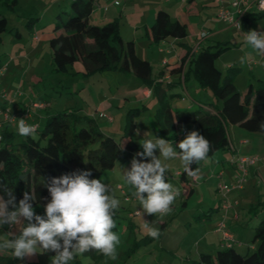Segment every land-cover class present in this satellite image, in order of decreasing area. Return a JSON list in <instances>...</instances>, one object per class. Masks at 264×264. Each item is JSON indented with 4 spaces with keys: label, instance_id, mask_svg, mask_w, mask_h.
Returning a JSON list of instances; mask_svg holds the SVG:
<instances>
[{
    "label": "rangeland",
    "instance_id": "1",
    "mask_svg": "<svg viewBox=\"0 0 264 264\" xmlns=\"http://www.w3.org/2000/svg\"><path fill=\"white\" fill-rule=\"evenodd\" d=\"M70 1L18 0L14 8L0 1V12L7 18L8 28L12 30L10 33L3 34L0 41V62L7 63V72L1 76L0 82L3 81L2 77L5 75H13L17 81V83H13V88L10 87L8 91H4V87H0L1 106L5 109L9 108L10 99L5 98L7 94H10V97L16 98L12 107L13 112H16L20 98L25 91L33 100L35 95L39 94L42 99L53 105V108L49 110L50 115L64 110H79L82 114L90 116L99 105H102L105 118L101 119L99 113H96L95 117L100 121L102 129L104 131L112 130V136L119 140L125 132L126 126L134 123L137 126V131L132 134V137L139 144L145 138L144 133L151 132L158 138L169 140L175 147L189 132L195 131L197 125L181 124L177 132L181 135L178 143H173L170 136L159 133L155 123V114L157 109L161 107L159 99L152 95L147 102L139 101V92L145 84L133 72L123 73L119 70H105L86 76L83 64L78 62L69 66L68 73L58 74L54 71L50 43L38 44L36 54L40 53L41 57L39 59L34 57L35 54L32 50L35 43L32 40V33L35 32L36 37L44 36V33H51L60 9L66 8L68 12H71L69 7H66ZM235 1L237 0H100V4L94 9L90 17V22L96 25H105L117 21L124 42L134 40L135 47H137L141 57L149 56L155 60L160 49V46L156 45H161L164 41L155 43L154 49H150L152 42L149 40L148 33L158 14L167 12L172 19L178 18L187 23V35L179 40H181V44L188 43V48L192 50L202 41L200 36L203 32H210V30L215 32L217 28H220L216 25L218 21H225L220 19V11L232 10L235 12L233 9ZM29 23L31 24L30 27ZM225 23L221 24L222 27L229 26L231 30L224 35L231 33L232 40L231 43L226 44L228 48L216 59V66L223 72H227L231 65L236 73L234 87L242 95H245L251 88L253 90L256 88L259 79L264 80V56L258 55L247 45L245 30H240L231 22L226 21ZM251 23L253 26L250 24L249 31L264 32V18L253 19ZM17 33L21 36L18 37ZM180 43H177L175 47L182 50L183 46ZM202 43L207 45L211 44L212 41L203 40ZM167 45L161 47L165 50L172 48L170 43ZM30 51L33 54L31 58L32 69L29 71V60L24 59L22 55ZM242 56L246 57L243 64L240 63ZM153 64L155 73L157 72L156 75H160L159 72L163 69L162 63L155 61ZM22 81L25 83V88L22 87ZM186 83L187 89H175L182 94V97L173 96L174 91L171 90L167 91L163 97L170 102L172 109L190 105V109L193 108V110L187 108L184 110L197 111L200 109L199 104L193 103L192 105L190 101L192 99L202 102L204 94L200 91V84L193 78L188 79ZM199 94H202V97ZM33 100H30V105H33ZM183 100L187 101L184 102ZM175 101L176 103H174ZM203 102L205 104L210 103L209 101ZM28 122L31 125L38 124L36 121ZM13 127L18 133V122H15ZM230 127L228 125L227 129L231 139L242 140L243 138L247 143L240 145V141H238L236 143L238 153L235 155L230 150L220 153L227 156L233 155L232 159L236 160L242 156L259 159L251 171L249 168L252 166L248 167L250 174L246 175L244 189L233 194V196L231 195L233 201L239 202L240 205L232 210L227 222L228 226L231 225L233 215L235 213L240 215L239 224L241 228L235 234H238L237 238L242 235L245 239L240 246L239 243L236 246H238V251L246 253L252 247V238L256 233L255 225L259 220L264 219V134L246 132L241 130L239 126ZM37 137L38 133H36L35 138ZM177 150L179 151V149ZM220 153L215 156V161L221 157ZM156 155L159 156L158 150ZM212 161L209 159L201 167V179L195 184L193 194L190 191L192 189H190L189 183L180 179L183 166L179 159L163 161L168 166L166 182L172 183L180 190V195L171 206L172 211L167 215L143 213L139 202L132 195L135 189L128 185L123 178L124 162L117 161L112 170L94 177L95 179H102L104 183L109 185L111 194L120 201L115 223V233L120 238V243L117 246L118 258L116 260L108 258L103 264H122L126 252L133 247L135 241L146 242V244L142 243L143 245L138 247V252L136 251L135 255L129 259L128 264H189L185 262L187 258L197 260L199 253H215L217 249L212 247L213 244L221 241L224 232H228L226 228L217 234L210 233L211 229L218 228L219 223L222 222L223 208L221 207L216 213H212V218L203 214L208 211L214 212V209L217 208L221 197L218 196V184L234 183L239 171L229 166L228 163V167L223 170L222 174H213V170H209L211 174L205 177L203 174L216 165V162ZM223 175L225 176L223 177ZM199 215H203L202 221H200ZM145 221L149 222L152 227L159 229L160 236L158 239H153L147 235V230L143 228ZM24 223L27 224V221ZM22 226H14L8 230L0 228V242L9 238V232L19 235V227ZM5 252L12 256L10 250ZM52 255L54 253H43L15 261L16 264H51L50 257Z\"/></svg>",
    "mask_w": 264,
    "mask_h": 264
},
{
    "label": "trees",
    "instance_id": "2",
    "mask_svg": "<svg viewBox=\"0 0 264 264\" xmlns=\"http://www.w3.org/2000/svg\"><path fill=\"white\" fill-rule=\"evenodd\" d=\"M0 1L11 8H14L18 2V0ZM99 4L100 0H71L66 5L71 12L61 8L57 13L52 26L53 37L50 40L55 72L68 73L69 66L78 62L83 64L86 76L105 70L133 72L145 86L151 88L154 85L153 95L159 99L161 105L155 114L159 133L170 136L171 141L177 143V127L181 124H196L198 132L210 141L209 159L230 148L227 129L230 121L237 122L243 131L264 134V129L260 127L264 123V80L259 79L254 91L243 96L234 87L235 69L228 68L227 72H223L216 66V59L226 50V45L203 47L192 56L190 51L186 53L182 64L172 72L182 74L185 82L189 78L196 80L200 87L211 95L213 101L208 104V108H200L193 112L175 110L163 97L166 95L163 87L154 84L151 63L137 55L133 41L124 42L118 22L112 21L105 25L90 22V17ZM256 14L258 17L254 16ZM256 14L251 13L243 18L242 30L248 32L247 25L252 19L264 18V13ZM154 20L149 31V37L154 44L168 38L182 39L187 35L186 25L172 19L167 12H161ZM10 32L12 30L8 28L7 18L0 12V41L3 34ZM16 35L21 36L19 33ZM188 59L189 65L185 69ZM251 96L250 109H247ZM37 131V138L26 137L18 140L15 133L3 128V141L0 143V184L12 189L17 202L23 198L25 192L32 194L36 200L34 209L42 216L43 205L50 200L46 185L52 178L78 171H91L92 175L89 178L93 179L105 171L112 170L117 161L124 162V173L125 169H131V161L136 153L143 151L140 144L132 137L137 131L134 123L127 125L125 132L117 140L103 133L97 119L84 115L79 110H64L49 115L46 124ZM136 159L150 162V159L139 156ZM203 162L193 164L191 167L193 170L201 169ZM180 179L189 183L192 189L190 191H193L194 178L188 177L183 170ZM0 195L7 199L3 190H0ZM217 210L208 211L203 215L211 218L212 213H216ZM203 215L198 217L201 218ZM117 217L116 210L113 217L115 223ZM0 228L7 230L8 226H0ZM255 228L252 247L246 253L238 251L236 244L239 241L228 240L215 253H202L197 260L187 258L185 262L264 264V219L259 220ZM113 231H116V227ZM142 243L146 244L141 241L134 242L133 247L126 252L122 264H128L129 259L136 251L138 252V247ZM107 259L96 251H90L78 256L70 264H103ZM15 260L5 251H0V264H16Z\"/></svg>",
    "mask_w": 264,
    "mask_h": 264
},
{
    "label": "clouds",
    "instance_id": "3",
    "mask_svg": "<svg viewBox=\"0 0 264 264\" xmlns=\"http://www.w3.org/2000/svg\"><path fill=\"white\" fill-rule=\"evenodd\" d=\"M261 8L264 9V0H261ZM245 41L258 55L264 56V32L250 30ZM245 60L246 57H240L241 64ZM37 127L23 118L18 119L17 131L21 137L35 138ZM260 127L264 129V123ZM144 137L140 141L143 151L133 157L131 169H125L123 178L135 189L132 195L143 213L167 215L180 190L166 182L168 166L163 161L179 159L184 173L199 180L200 169L193 170L191 166L209 161L211 144L198 131L189 132L175 147L169 140L151 132L144 133ZM137 156L150 158V162L138 161ZM91 175V171H78L52 178L46 185L50 200L43 205V216L36 213V200L32 194L25 192L17 202L12 189L0 184V190L7 196L5 199L0 195V226L23 225L19 227V235L9 232V238L0 242V251L10 250L13 258L19 260L54 253L50 257L51 264H70L90 251L116 260L120 238L113 231L116 227L113 217L120 201L111 194L109 185L102 179H90ZM138 213L142 215L140 211ZM143 228L149 237L159 238V229L149 222L145 221Z\"/></svg>",
    "mask_w": 264,
    "mask_h": 264
},
{
    "label": "crops",
    "instance_id": "4",
    "mask_svg": "<svg viewBox=\"0 0 264 264\" xmlns=\"http://www.w3.org/2000/svg\"><path fill=\"white\" fill-rule=\"evenodd\" d=\"M190 1H193V0H190ZM251 13H253V14H256V13H259L258 12V10H257V8L254 6L253 8H251V10L250 11H248L247 12V14L246 15H248V14H251ZM169 14V13H168ZM246 15H244V17L246 16ZM255 17H258V15L256 14V15H254ZM243 17V18H244ZM172 18V17H171ZM243 18H241V22L243 21ZM156 19V18H155ZM236 19H237V17H236ZM239 19V18H238ZM257 19V18H256ZM174 20H177V21H179L181 24H184V25H186V27L188 26L187 25V23L186 22H183V21H181V20H179L178 18L177 19H174ZM253 20V19H252ZM251 20V21H252ZM154 21L155 20H153V23H154ZM251 21L248 23V25H247V28L249 29V27H250V24L253 26V23H251ZM226 21H223V22H220V21H218V23L216 24L217 26H219L220 28H217L216 29V31L215 32H213L212 30H210V32H203V33H206V36L205 37H201L200 36V38H201V42L196 46V48H194V49H189L188 48V46H189V44L188 43H186V44H181L180 43V41L181 40H179V39H174V38H168V39H166V41L164 40V42L162 43V44H164V45H156V46H160V49H159V55L158 56H156L155 57V60H154V58H151V57H149V56H146V57H141L140 55H139V53H138V49H137V47H135L136 48V53H137V55L140 57V58H142V59H145V60H147V61H149L150 63H151V65H152V67H153V80H154V84L156 85V84H159V85H161L163 88L162 89H164V91L165 92H167V91H174V94H173V96H176V97H182V94H180V92L179 91H175V89H178V88H181V89H183V88H185V89H187L186 87H187V83L184 81V76L182 75V74H180V73H177V72H172L174 69H177L178 67H179V65H181L182 64V60H183V58H184V56L186 55V53L188 52V51H190L191 52V56H192V54H196L197 52H198V50L200 49V48H203V47H208V46H216V45H226V44H228V43H231V40H232V37H231V33H228V34H226V35H224L225 33H227L229 30H231L230 28L231 27H229V26H226V27H222L223 25H221V24H226L225 23ZM152 23V24H153ZM152 24H151V26H152ZM207 27H208V25H207ZM249 31V30H248ZM202 33V34H203ZM137 34V33H136ZM201 34V35H202ZM32 36H33V43H35V46H34V48H33V50H32V52L35 54V58H37V59H39L40 57H41V55H40V53H37L36 54V52H37V49H38V44H40V43H50V40L52 39V37H53V33L51 32V33H44V36H41V37H36V33L34 32V33H32ZM148 37H149V33H148ZM123 38V37H122ZM46 40V41H45ZM149 40L152 42V46H150L149 48L150 49H154V47H153V45H154V42L151 40V38L149 37ZM203 40H211L212 41V43L211 44H207V45H204L202 42H203ZM131 41V40H130ZM133 42H134V40H132ZM129 42V41H128ZM135 43V42H134ZM167 43L169 44L170 43V46L172 47V48H169V49H167V50H165V49H163L161 46H168L167 45ZM177 43H180L182 46H183V49L182 50H180L179 48H176L175 46L177 45ZM227 48H228V46H227ZM50 49H51V47H50ZM52 50V49H51ZM31 51L30 52H28L27 54H23L22 56L24 57V59H27V60H29V66H28V70L30 71L31 69H32V60H31V58H32V53ZM170 56V57H168V56ZM161 62L162 63V66H163V69H162V71L161 72H159V73H161L160 75H156L157 74V72L155 73V67H154V62ZM7 63L6 62H0V66H2L3 67V65H5V67L7 66L6 65ZM173 65H175V66H173ZM188 65H189V59L187 60V62L185 63V69H187V67H188ZM18 66V65H17ZM169 66V67H168ZM173 66V67H172ZM230 68L232 67L231 65L229 66ZM7 68V67H6ZM170 68H172V69H170ZM7 72V71H6ZM5 72V73H6ZM3 78V81L2 82H0V87H4V91H8V89L10 88V87H12L13 86V83H17V81H15V77L13 76V75H5V76H3L2 77ZM189 79H192V78H189ZM14 81V82H13ZM22 87L23 88H25V83L22 81ZM153 87H154V85H153ZM153 87H151V88H149V87H147V86H144L141 90H140V92H139V95H138V99H139V101H142V102H147L151 97H152V95H153ZM13 88V87H12ZM237 89V88H236ZM14 90V89H13ZM200 91H201V93L202 94H204V96H203V100H202V102L200 101H195V100H192L191 99V101L190 102H192V105H193V103H197V104H199V106H200V108H208V104H205L203 101H209L210 103H212V101H213V99H212V97H211V95L206 91V90H204V89H202L201 87H200ZM254 90L251 88L250 89V93L251 92H253ZM248 92V93H249ZM202 94H199V96L200 97H202ZM5 95V94H4ZM245 95H247V94H245ZM245 95H243V96H245ZM172 96V95H171ZM6 97V96H5ZM35 99L33 100L32 98H31V96L25 91L24 92V94L22 95V97L20 98V102H19V104H18V107H17V110H16V112H13L14 111V109L12 108L13 107V105L15 104V102H16V98H14V97H10V94H7V97L5 98V99H10V101H9V108L8 109H6V110H9L10 111V113H11V115L12 116H14L15 118H16V120H15V122H18V119H20V118H23V119H25L26 120V123H28L29 124V122L28 121H30V122H33V121H36L38 124H36L38 127H37V130L38 129H40V128H42L45 124H46V120H47V117L50 115V112H49V110L50 109H52L53 107V105H51L50 103H48V101L47 100H45V99H42L41 98V96L39 95V94H37V95H35V97H34ZM3 99V98H2ZM30 100H33V105H30V103H31V101ZM184 101V100H183ZM187 100H185L184 102H186ZM251 102H252V96L250 97V99H249V103H248V106H247V109H250V104H251ZM174 103H176V101L174 102ZM1 104H2V101L0 100V108L1 109H5L4 107H2L1 106ZM171 105V104H170ZM185 108H187V109H190L191 107H190V105L188 106H181L180 108H177V109H180V110H184ZM177 109H175V110H177ZM190 110H193V108L192 109H190ZM103 106L102 105H99L97 108H96V110L93 112V113H91L90 114V116L89 117H91V118H94V119H96L95 117H96V113H99V117L101 118V119H103V118H105V115H103ZM32 120V121H31ZM98 120V119H97ZM14 122V123H15ZM98 122H99V125H100V128H101V130L103 131V133H106V134H109V135H113L112 134V130H108V131H104L103 129H102V127H101V124H100V121L98 120ZM14 123L12 124V123H5L4 124V128H7L8 129V131H10V132H12V133H15L16 134V139H20V140H23L24 138H26V137H21L20 135H18V133L17 132H15V128L13 127V125H14ZM189 124H193V123H189ZM186 125V124H185ZM194 126L196 125V124H193ZM228 125H230L231 127L230 128H235V127H237V126H239V124L237 123V122H232V121H230V122H228ZM228 125H227V127H228ZM180 126V125H179ZM179 126L177 127V132H178V129H179ZM193 128H195V127H193ZM196 129V128H195ZM195 131H198V127H197V129L195 130ZM229 132V131H228ZM37 133H38V131H37ZM20 136V137H19ZM180 137H181V135H179V134H177V143L179 142V140H180ZM229 138H230V148L228 149V150H230L231 151V153L233 154V155H235V154H237L238 153V146L236 145V143L238 142V141H240L239 142V144L240 145H242L243 143H244V145H246V143H247V141L246 140H243V138H242V140L240 139V140H233V139H231V135H230V133H229ZM141 146V145H140ZM142 148V147H141ZM220 153V152H219ZM221 154V153H220ZM219 154V155H220ZM217 155V154H216ZM215 155V156H216ZM218 155V156H219ZM233 155H224V153L223 154H221L220 156L221 157H219V160H217V161H215V156L213 157V158H211V160H213L212 162H216V165H214V167L212 168V169H208L207 170V172L206 173H204L203 175L206 177V176H209V174H211V172H209V170H213V174H222L223 173V170L226 168V167H228V163L230 162V160L232 159V156ZM149 159V158H148ZM234 159V158H233ZM218 163H220V164H218ZM206 164V162L204 161L203 163H202V167L204 166ZM230 164V163H229ZM229 166H231V167H233V168H236L235 166H232L231 164L229 165ZM256 166V165H255ZM255 166H252V167H250L249 169H250V171H251V169H253ZM250 171L248 172L249 174H250ZM202 175V173H200V176ZM225 175H223V177H224ZM200 180V179H199ZM199 180H196L195 179V181H194V184H192L193 185V188L194 187H196L195 186V184H197V181L199 182ZM221 183H219L218 184V186H217V189H218V187H219V185H220ZM218 191V190H217ZM241 191V190H240ZM240 191H235V192H233V193H231L230 194V196H228V197H230V198H227L226 200H224V199H222L221 197H223L222 195H221V193L218 191V196L220 197V199H219V204H218V206H217V208H215V209H218V210H220L221 209V207L223 208V214L221 215V217L223 216V220H222V222L221 223H219V225H218V228H216V227H214L213 229H211V231H210V233L211 234H217V233H220L221 232V229L219 228V226H221L222 224H224L225 226H224V229H228L227 231H228V233H230V235H232L233 236V239L234 240H236V241H239V246L241 245V243H243V241H244V239H245V237L244 236H239L240 238H237V235L235 234L236 233V231L238 230V229H240L241 228V226H240V224H239V221H240V215L238 214V213H235L234 215H233V220L231 221V225H229L228 226V220H229V218H230V215H231V212H232V210L234 209H236V207H238L239 205H240V203L239 202H234L233 201V198L231 197V195L233 196V194H235V193H239ZM194 193V189H193V191H192V194ZM221 199H222V201H221ZM214 209V210H215ZM219 215V214H218ZM217 215V216H218ZM212 218V217H211ZM9 229V228H8ZM7 229V230H8ZM235 231V232H234ZM222 234V233H221ZM226 238L223 236V238L221 239V241H217V242H215L213 245L214 246H212V247H214V248H216V249H218V248H221V246H222V244H224V243H227V239L225 240ZM238 247V246H237ZM217 251V250H216ZM2 252V251H1ZM200 254H202V253H199V255H198V258H199V256H200Z\"/></svg>",
    "mask_w": 264,
    "mask_h": 264
},
{
    "label": "built area",
    "instance_id": "5",
    "mask_svg": "<svg viewBox=\"0 0 264 264\" xmlns=\"http://www.w3.org/2000/svg\"><path fill=\"white\" fill-rule=\"evenodd\" d=\"M127 1V0H124ZM256 7L258 12L264 13V9L261 8V0H237L233 3V9L235 12L232 10H227V11H220V19L231 22L234 24V26H237L240 30H242V22L241 18L244 17V15L247 14L248 11L251 10V8ZM237 17V19H236ZM239 18V19H238ZM245 32V36H246ZM206 33H203L201 37H205ZM6 72V67L5 66H0V78L1 76ZM11 115L9 110L6 109H1L0 108V143L3 141V135H2V130L4 128L5 123H14L16 118ZM259 162V159L257 157H243L236 160V159H231L230 164L232 166H235L236 169L239 171V174L236 177V181L234 183H221L218 187L219 192L223 196L225 200L229 198L231 193L239 190L244 189V182H246V175L248 174V167L250 166H255ZM120 189L121 186H119ZM224 224L221 225V231L224 229ZM224 237L227 240H232L233 236L230 235L228 232H224Z\"/></svg>",
    "mask_w": 264,
    "mask_h": 264
}]
</instances>
